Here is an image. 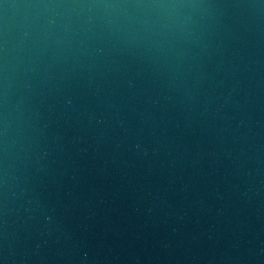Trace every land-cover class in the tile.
<instances>
[{"label":"water","instance_id":"water-1","mask_svg":"<svg viewBox=\"0 0 264 264\" xmlns=\"http://www.w3.org/2000/svg\"><path fill=\"white\" fill-rule=\"evenodd\" d=\"M0 264H264V0H0Z\"/></svg>","mask_w":264,"mask_h":264}]
</instances>
